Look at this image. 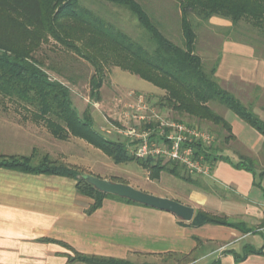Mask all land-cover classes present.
I'll return each mask as SVG.
<instances>
[{
    "label": "trees",
    "instance_id": "16d2710c",
    "mask_svg": "<svg viewBox=\"0 0 264 264\" xmlns=\"http://www.w3.org/2000/svg\"><path fill=\"white\" fill-rule=\"evenodd\" d=\"M108 1L126 7L136 17L153 43L151 49L80 6L78 0H0V95L31 112L33 120L42 122L57 139H66L70 135L82 138L115 162L135 159L136 157L128 154L122 142L108 140L94 128L89 106L81 114L74 107L69 84H77V79L74 74H67L71 65L66 61L70 57L66 51H70L78 57H73L74 60L80 58L93 68V74L88 80L91 102L100 100V88L107 67H120L164 91L158 100L160 108L171 111L177 117L193 120L198 125H214V141L208 146L197 144V153L204 156L211 168L216 161L222 160L235 168L256 171V159L240 153L237 148H231L239 155L237 162L232 163L228 156L223 155L225 143L232 141L234 136L230 123L211 103L216 102L232 111L262 135L263 156L264 121L219 83L215 75L218 60L208 70L204 67L201 57L194 51V21L196 18L208 20L212 16H218L228 19L232 27L244 22L255 29L260 42H264V0H174L180 15L183 37L181 46L159 31L136 0ZM50 40L56 45L44 49V44H48ZM58 45L62 50H55ZM251 46L255 55L264 59ZM49 53L59 55L62 62L56 63ZM52 73L56 74L55 77ZM136 159L140 164H149L151 169L157 171L167 169L174 173L177 165L185 170L177 162L164 158ZM34 160L31 155H0V167L71 177L75 180L77 191L93 199L89 211L98 207L105 197L136 203L98 191L80 178L84 173L48 154L43 155L36 163H33ZM163 160L172 163V167L160 165ZM258 172L264 175V166ZM202 179L203 176L189 174L185 178L193 187L209 189V185ZM190 223L235 226L224 218L200 211L194 214ZM226 252L233 253L237 262L244 260L249 254H264L262 249L250 245H245L241 253L233 250ZM180 256L190 263L194 260L193 255ZM66 257L68 262L86 264H134L124 259L88 255L75 250ZM210 264H220V259L217 258Z\"/></svg>",
    "mask_w": 264,
    "mask_h": 264
},
{
    "label": "crops",
    "instance_id": "0c3cea01",
    "mask_svg": "<svg viewBox=\"0 0 264 264\" xmlns=\"http://www.w3.org/2000/svg\"><path fill=\"white\" fill-rule=\"evenodd\" d=\"M215 75L264 92V59L247 43L224 41ZM255 97V104H245L264 118L259 95ZM9 113L0 112V155H31L38 160L52 153L53 159L75 165L66 161V140L52 136L41 122H21ZM92 114L99 118L97 112ZM234 115L224 118L238 151L264 158L262 135ZM222 153L232 163L239 160L234 149ZM258 171L219 160L203 179L209 189L192 186L182 199L170 197L193 207L194 214L200 211L235 224L229 226L193 225L168 211L114 197L103 198L89 211L93 199L78 192L71 177L0 167V264H86L68 262L66 255L72 250L134 264H162L166 256L185 254L194 256L190 264H210L217 258L220 264H264V254H249L237 262L226 252L241 253L245 245L264 252V175Z\"/></svg>",
    "mask_w": 264,
    "mask_h": 264
},
{
    "label": "rangeland",
    "instance_id": "374dc122",
    "mask_svg": "<svg viewBox=\"0 0 264 264\" xmlns=\"http://www.w3.org/2000/svg\"><path fill=\"white\" fill-rule=\"evenodd\" d=\"M136 1L144 8L153 22L157 25L159 31L166 38L176 45L181 46L183 44L179 10L174 0ZM78 3L80 6L89 9L102 17L105 21L116 26L134 40L143 44L147 49L153 47V43L147 31L138 24L136 17L126 7L119 6L108 0H78ZM213 19H217L214 21L218 23L211 21ZM194 31L196 34L194 51L201 57L204 67L207 70L215 61H219V56L222 53V45L224 41L228 40L249 43L255 47L259 56H264V42H260L256 30L244 22H240L237 26L232 27L231 22L222 17L212 16L208 20L196 18L194 21ZM54 44L56 45L53 40H50L49 43L44 44L43 47L47 50L53 47ZM57 49H59V51L62 50L59 45L55 50ZM66 53L70 55L66 61L71 65L70 71H67V74H74L77 79V84H69L74 107L78 113L81 114L83 110L89 106L94 128L108 140L122 142L129 155H132L130 152L131 147H129V143L124 139V136L118 133V130L127 129L134 123L133 119L129 120L126 118L124 113L128 111L127 106L134 103L139 94L144 96L146 109H144L143 112H146L148 115L158 114L170 120L193 124L194 126H198L210 132L215 139V135L212 131L214 125L211 123L198 125L193 120H189L185 117H177L171 111L160 108L158 100L164 94L163 90L127 70H123L114 65L107 67L104 71L103 83L100 88V100L91 102L89 98L88 80L93 74L92 66L80 58L77 61L74 60L73 57L75 59L78 57L70 51H66ZM49 54L56 63L62 62L59 55H54L53 53ZM52 74L55 77L56 74ZM60 79L65 81L63 78ZM218 81L224 88L237 96L245 106H247L245 102L255 104V96L259 95V103L264 107L263 91L259 90V92H257L256 90H250L248 87L238 84L235 78L229 80V82H224L220 79H218ZM211 106L228 120L231 119L230 117L235 116L232 111L216 102L211 103ZM0 112H10L9 115L15 117L11 118L21 122H35L31 112L25 111L20 106H17L16 103L1 95ZM12 112L16 114L13 115ZM93 112H97V115H99L98 119H93ZM259 117L264 120L262 116ZM40 124L43 123L41 122ZM43 126L47 132H49L44 124ZM59 140H66L63 149L66 155V161L75 164L73 166L84 174H92L110 181L131 185L136 189L150 194L163 195L164 197H173L176 199H182L188 189L192 187L185 180L188 173L178 165L174 173H170L167 169H160L157 171L156 169H151L149 164H140L136 158L115 162L103 151L76 136L70 135L66 139ZM226 147L236 148L233 141H227L224 148L226 149ZM52 155L51 153V156ZM37 161L38 160L35 159L33 163ZM256 162L258 164L254 165L256 170L263 168V157L256 158ZM164 164L167 168L172 167V163L164 160L161 161L160 165ZM204 178L207 179L208 177L203 176V179ZM153 262L155 261L153 260ZM156 263L158 262L156 261ZM162 264H190V262H187L186 258H182L181 256H166Z\"/></svg>",
    "mask_w": 264,
    "mask_h": 264
},
{
    "label": "built area",
    "instance_id": "2783aa9c",
    "mask_svg": "<svg viewBox=\"0 0 264 264\" xmlns=\"http://www.w3.org/2000/svg\"><path fill=\"white\" fill-rule=\"evenodd\" d=\"M144 109V96L139 94L124 113L134 123L127 129L118 130L128 141L132 156L140 159L164 158L177 162L190 175L210 176L211 165L201 153H197V144L208 146L214 141V136L181 121L170 120L158 114L148 115L143 112Z\"/></svg>",
    "mask_w": 264,
    "mask_h": 264
},
{
    "label": "water",
    "instance_id": "95a60500",
    "mask_svg": "<svg viewBox=\"0 0 264 264\" xmlns=\"http://www.w3.org/2000/svg\"><path fill=\"white\" fill-rule=\"evenodd\" d=\"M80 178L102 193L112 194L148 207L168 211L185 222L190 221L194 214V209L191 206L182 204L169 197L141 191L128 184L110 181L88 173L80 175Z\"/></svg>",
    "mask_w": 264,
    "mask_h": 264
}]
</instances>
